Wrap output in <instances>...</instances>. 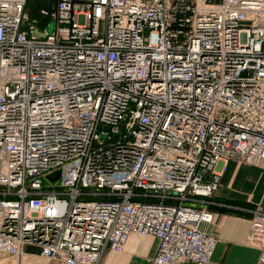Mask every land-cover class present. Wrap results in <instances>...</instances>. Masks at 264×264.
I'll return each mask as SVG.
<instances>
[{
	"label": "built area",
	"instance_id": "2783aa9c",
	"mask_svg": "<svg viewBox=\"0 0 264 264\" xmlns=\"http://www.w3.org/2000/svg\"><path fill=\"white\" fill-rule=\"evenodd\" d=\"M27 2L0 0V264H99L133 234L208 263L214 212L186 200L264 164V0H55L44 25ZM248 241L264 264L259 203Z\"/></svg>",
	"mask_w": 264,
	"mask_h": 264
},
{
	"label": "crops",
	"instance_id": "0c3cea01",
	"mask_svg": "<svg viewBox=\"0 0 264 264\" xmlns=\"http://www.w3.org/2000/svg\"><path fill=\"white\" fill-rule=\"evenodd\" d=\"M186 202L214 212L212 222H201L203 229L218 238L206 264H260V248L248 241V234L253 209L258 203L264 208V164L231 159L214 194L190 195ZM158 247L156 235L133 234L123 250L107 248L99 264H151ZM28 251L35 253L28 256L32 264H62L44 257L35 246H28ZM176 264L198 263L186 260Z\"/></svg>",
	"mask_w": 264,
	"mask_h": 264
},
{
	"label": "rangeland",
	"instance_id": "374dc122",
	"mask_svg": "<svg viewBox=\"0 0 264 264\" xmlns=\"http://www.w3.org/2000/svg\"><path fill=\"white\" fill-rule=\"evenodd\" d=\"M52 3H53V1H52ZM47 4L48 3L46 0H29V3L27 4V10L30 12V14L33 13L36 17L40 18L39 17L40 16V10L39 9L42 5H47ZM53 25H54V22L52 21L47 27L51 30ZM59 174H60V171L55 170V171L49 173L48 175H45L44 176L45 183L50 184V185L51 184L52 185L57 184L59 182V176H60ZM8 262H10V264H32L30 262V259H28L27 255H20L18 259H11V260H8Z\"/></svg>",
	"mask_w": 264,
	"mask_h": 264
},
{
	"label": "trees",
	"instance_id": "16d2710c",
	"mask_svg": "<svg viewBox=\"0 0 264 264\" xmlns=\"http://www.w3.org/2000/svg\"><path fill=\"white\" fill-rule=\"evenodd\" d=\"M47 1V5H42L41 7H43V6H48V7H50L53 3H54V1L55 0H46ZM52 1H53V3H52ZM29 3V0H28V2H27V4ZM40 7V8H41ZM40 10V9H39ZM31 16L33 17V18H37L38 20H39V23L41 24V25H44V24H46V22L49 20V18L47 17V16H43L42 14H41V12H40V18H38V17H36L33 13H31Z\"/></svg>",
	"mask_w": 264,
	"mask_h": 264
},
{
	"label": "bare ground",
	"instance_id": "6f19581e",
	"mask_svg": "<svg viewBox=\"0 0 264 264\" xmlns=\"http://www.w3.org/2000/svg\"><path fill=\"white\" fill-rule=\"evenodd\" d=\"M260 248V247H259ZM23 255H27V254H23ZM27 256H29V255H27ZM34 257V256H33ZM260 257V256H259ZM259 263H260V261H259Z\"/></svg>",
	"mask_w": 264,
	"mask_h": 264
}]
</instances>
